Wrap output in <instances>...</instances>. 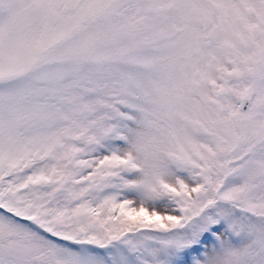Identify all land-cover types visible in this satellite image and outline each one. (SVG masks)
Returning <instances> with one entry per match:
<instances>
[{"label":"snow or ice","instance_id":"6c2138e0","mask_svg":"<svg viewBox=\"0 0 264 264\" xmlns=\"http://www.w3.org/2000/svg\"><path fill=\"white\" fill-rule=\"evenodd\" d=\"M0 264H264V0H0Z\"/></svg>","mask_w":264,"mask_h":264}]
</instances>
